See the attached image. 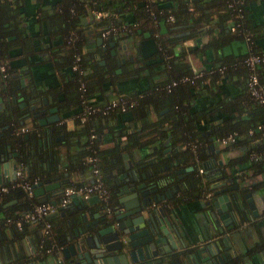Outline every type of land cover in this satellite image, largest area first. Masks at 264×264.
Masks as SVG:
<instances>
[{
    "label": "trees",
    "instance_id": "obj_1",
    "mask_svg": "<svg viewBox=\"0 0 264 264\" xmlns=\"http://www.w3.org/2000/svg\"><path fill=\"white\" fill-rule=\"evenodd\" d=\"M229 1L231 0H50L36 9L33 23L37 25L38 28H35L39 33L27 35L24 33L25 25L22 24L24 16L21 7L24 0H0V64H3L5 71L9 73L5 82L7 84H2L0 91L3 90L7 95L12 110L17 109V113H22V109L17 107V93L20 91L19 95L26 98L31 95L24 92L13 76L14 69L20 65H12L7 58L16 49L26 54L33 52L46 35L50 38L49 46L52 50L49 51V57L58 74V83L38 86L32 92L51 98L60 116L58 123H51V127L63 135V140L54 142L51 148L49 170L40 168V160L31 158L30 150L33 144L39 136H43L46 129L34 118L29 130H19L20 126L26 125L24 122L19 123L16 118H13L15 123L4 129L0 128V151H3L4 145L16 147L17 161L22 164L24 172L22 179L29 182L34 179L48 181L50 177L53 178L57 158L61 154L60 145L64 147V168L68 172L83 173L89 170L90 164L86 157L95 156V165L109 191V199L113 198V182L105 176L106 169L119 166L122 152L132 147L146 148L147 160L144 161V168H149L153 176H167L171 181H178L174 173L177 165L188 166L194 163L195 157L199 160L205 159L209 142L216 144L220 142V138L230 136L232 140L220 142V148L238 149V162H249L254 171L261 170L264 161V137L256 130L251 133L248 131L254 129L256 124L264 122V106L247 88L248 68L243 62L246 54L257 50L250 46L248 52L240 59L223 56L217 58L213 64L196 69L186 60L188 53L201 55L206 48H219L236 37L248 35L250 41L252 36L247 32L250 26L245 20V0H241L235 8L228 6ZM123 9H130L140 24L137 26L136 21H120L118 13ZM92 10H100L104 14L95 18ZM212 14H215L217 22L224 24L225 20H230L226 30H220V34L210 38L200 47L184 45L186 38L196 37L199 26L209 25ZM168 16L172 19L169 20ZM121 24L125 25L123 31H110L107 37L115 42L125 43L124 41L131 37H141L145 30L148 31L155 41L150 53L153 61L147 63L135 49L123 62L120 61L119 67L116 63L118 57L108 53V56H103L104 64L89 63L82 52L86 41L92 36V33L86 31L90 28L101 31ZM232 25L233 30L230 29ZM53 38L58 39L55 47L51 44ZM74 61L77 68L71 69ZM261 63L256 69L259 82L264 86L260 72ZM116 67L120 68L119 73L115 71ZM229 71L236 74V92L231 96L223 95L217 100L213 99L204 107L194 108L193 102L202 94H209L213 85L216 88L215 81L227 76ZM197 73L200 74L195 76ZM184 75L189 76L192 82L179 80ZM141 77H145L148 83L145 88L133 91L115 90V85L121 80L138 81L137 78ZM172 80L176 81L173 85L170 84ZM81 82L83 89L80 87ZM106 91L110 93L105 94ZM117 95H123L128 100L135 101V104L127 106L124 111L112 108L106 113L95 112L80 120L83 98L92 96V104L102 106ZM124 112H128L137 124L136 127L130 128V131L114 127L110 121ZM67 116L72 120L69 128L66 127L65 120H62ZM15 128L17 134L14 132ZM105 133L108 136H105ZM107 140H111L112 144L100 147ZM166 146L179 148L172 149L169 155L163 151ZM252 152L255 157L250 158ZM174 159L178 160L176 164L172 163ZM236 159L231 158V163ZM25 165L29 166L26 171ZM188 178L190 181L184 194L187 198H195L199 195L201 183L193 172H189ZM13 182L14 179L0 183V186L7 187L6 191L0 192V245L8 241H19L25 234L27 224L37 222L30 231L32 244L36 252L46 255L49 252L46 251L47 247L51 246L53 250L62 242L66 229L60 219L68 208H57L47 216L24 220L21 218L23 212L31 209L37 202V197L33 194L26 195L19 186L13 185ZM81 182L65 176L61 187ZM59 194L60 192H56L53 197L57 198ZM10 199H14V202L2 206ZM19 218L21 225L17 228L14 221ZM44 220H48L50 224L45 233L42 231ZM16 254L20 262L28 260L27 255L21 252Z\"/></svg>",
    "mask_w": 264,
    "mask_h": 264
},
{
    "label": "water",
    "instance_id": "obj_2",
    "mask_svg": "<svg viewBox=\"0 0 264 264\" xmlns=\"http://www.w3.org/2000/svg\"><path fill=\"white\" fill-rule=\"evenodd\" d=\"M86 33L95 34L94 41L85 43L86 52H92L95 45L105 48L104 41L111 47V54L115 53L116 48L123 50L127 46L125 43L115 44L110 37L103 40L99 31L93 32L88 29ZM128 49H130L129 46ZM128 52L126 50L118 57L116 63L123 62ZM102 63L103 60L100 61V64ZM119 70L117 68L116 72ZM23 104L24 101H20L19 105ZM34 107V104L29 105L32 110L30 115L35 117L37 111ZM55 109L54 107L48 108L50 115H45V111L39 113L43 115L38 118V122L45 124L57 120L59 117ZM42 140L39 138L38 144ZM207 148L211 150L213 143L209 142ZM5 149L4 145L3 150ZM214 151L218 152V149ZM121 157L120 172L114 177L116 200L110 212H102L99 215L98 211H95L94 218L88 220V206L98 203V196L93 194L85 200L77 195L71 196L72 204L78 208L84 205L86 209L78 214L75 220L78 222L76 226L65 231L61 242L63 258L61 261L55 259V264H185V262L189 263L188 254H182L186 249L191 250L190 255L193 258L202 262L208 254L212 255L213 250L218 248L219 237L225 238L227 234L225 230L231 229L230 232L238 237L237 226L249 217V211L255 214L250 191L246 190L247 183L240 179L233 185H226L229 180L227 175L229 174L232 179L236 180L238 173L234 165L221 166V160L215 159L214 156L201 163L205 169L209 168L210 163L220 165L213 173L205 175L214 177L210 178L212 196L206 201L198 202L199 205L190 208L188 214L178 212L176 208L166 209L157 204L158 200H164L166 196L165 193H158L157 189L166 186L171 181L169 177L153 176L149 168L142 169L144 162L139 160V163H133L126 160V152H122ZM2 158L3 156L0 160ZM177 161L174 159L172 163L176 164ZM15 167L16 165L12 164L11 171ZM190 168L189 166L179 167L174 172L180 174ZM7 172L5 163H0V174L6 175ZM54 178V181L38 180L32 183V192L37 197V202L48 199L46 192L51 194L60 192L62 187L57 181L58 175ZM49 200L54 202L55 198ZM12 202L14 199L4 202L2 206ZM190 202L192 201L186 203ZM196 224L201 226L200 231ZM195 230L200 240H205L198 247L190 245L193 241L192 237L195 236ZM7 248L8 245H0L2 254V257L0 254V264L16 262H19L17 264H35L29 260L20 262L17 254L12 252L8 254Z\"/></svg>",
    "mask_w": 264,
    "mask_h": 264
},
{
    "label": "crops",
    "instance_id": "obj_3",
    "mask_svg": "<svg viewBox=\"0 0 264 264\" xmlns=\"http://www.w3.org/2000/svg\"><path fill=\"white\" fill-rule=\"evenodd\" d=\"M50 0H43L37 1V0H24L22 13L24 16V19L22 20V24L25 25V31L27 35L29 33H39L36 28L37 25H35L34 19H35V12L38 7L41 5H44L45 3H48ZM171 4V3H169ZM168 4V5H169ZM166 5V3H164ZM245 20L249 24L250 28H247V32L250 33V36L252 38L250 41L248 39H245V37H236L225 43L219 48H213L209 47L204 50L201 55H195L193 53L186 54V60L189 62L190 66L193 69L208 66L210 64H213L216 62L217 58L223 57V56H231V57H242L245 53L248 52L250 49V46H252L253 49L257 50V52L262 51L264 49V0H245ZM133 13L130 9H123L120 10L118 13V18L120 21H123L125 23H133L135 22V18L133 17ZM212 20L209 23V25H201L198 27V34L196 37H189L186 38L183 41V44L186 46H196L200 47L202 44H204L207 40L210 38L220 34V30H226L227 26L230 23V20L227 19L223 23L217 22V18L215 17V14L211 15ZM140 24V22L136 21L137 26ZM36 27V28H35ZM91 29V28H90ZM93 32L94 30L91 29ZM28 31V32H27ZM97 31V30H95ZM95 35V34H94ZM42 41L40 43V46H36L34 48V51L26 54L22 53L18 49L14 50L13 53H11L10 56H8L7 61H9L12 65H22L26 69L29 70L28 75L31 76L37 83L40 85H56L58 83V74L56 70L53 68L51 63V58L49 57V51L52 50L51 46H49V39L46 35L42 37ZM52 38V37H51ZM113 40V39H112ZM45 41V42H44ZM58 39L53 38L51 44L55 47L57 44ZM125 44L131 47V49H128V53L134 51H138L137 53L140 54V56L144 59H146V62H152L151 52L154 48V38L151 33L148 31H144L139 36H133L129 40L124 41ZM120 42H115V44H119ZM150 57V58H149ZM149 58V59H147ZM260 72H261V78L264 82V60L262 61L260 65ZM235 73L232 71H229L228 75L225 77H222L220 79H217L216 82V88L211 87V92L209 94H202L201 97L197 98L193 102L194 108H201L209 104L213 99L217 100L223 95H233L237 87L234 84L235 80ZM138 81L135 80H121L119 84L115 85V90H140L142 88H145L147 86V81L145 77L137 78ZM208 83V82H207ZM110 93L109 91H106L105 94ZM4 97V96H3ZM2 106V100L0 99V107ZM153 116V115H152ZM25 121H28V119H24ZM66 127L69 128L72 125V120L70 116H67L64 118ZM114 127H120L126 129V131H130V128H134L137 126L134 119L130 117V114L128 112L120 113L118 115V118L110 120ZM24 124H27L24 122ZM105 130V128H104ZM105 132V131H103ZM105 136H108V134L105 133ZM111 140H107L103 142L100 147H105L111 145ZM220 146V142H216L215 145ZM217 145V146H218ZM218 146V147H219ZM179 147L174 146H166L164 147L163 151L167 152L166 154H171V150H177ZM60 155L57 158V161L61 164V167L64 168V147H60ZM127 153L126 160H130V162L133 163H139V160L144 162L147 160L146 157V148L144 147H132L128 151H123ZM225 155L233 158H238L240 156V152L238 149L233 147H227L225 150ZM209 156V155H207ZM223 156V155H222ZM216 158H219V155L215 154ZM223 158V157H222ZM235 167V171H237V177L238 179H242L245 181L247 186V191H250L252 202L254 204V212L255 214H251L249 211V214L242 223H240L238 227V242L240 243V250H243L247 247H249L253 242L256 240H262L264 241V161L262 164V168L259 171H254L251 168V165L249 162L241 161L238 162L236 159L235 162L232 163ZM62 168V169H63ZM144 167L142 166V169ZM209 172L212 170H215V165L210 163V166L208 168ZM234 170V169H233ZM89 170H86L85 172L81 173L78 171H72L67 172L65 175L70 180L75 181H86L89 176ZM212 173V172H211ZM234 174V173H233ZM233 174L231 176H233ZM64 176V175H63ZM12 178V172L11 170L4 175L3 173L0 174V180L6 181L11 180ZM62 181V180H61ZM61 186V184H60ZM46 195H48V198H53L52 194L50 192H46ZM192 201L190 203H186ZM198 204L197 201L194 200H187L185 203H181L180 206H173V208H176V210L179 212H182L183 214H188L191 210L190 208L196 207ZM61 217V216H60ZM62 222H65V217L60 219ZM59 220V221H60ZM58 222V221H57ZM37 222H30L27 224L25 234L22 239L16 242H6L4 245H8V254L10 252L16 254L23 253L25 255H28V260L34 262L35 264H55L56 260L55 257H53V254L47 253L46 255L43 253H38L35 251L33 244H32V237L30 231H32L33 227L36 226ZM191 223V222H189ZM236 226V225H235ZM196 227H201L199 224H196ZM7 229H5V232ZM196 230L194 231V235H196ZM3 239V238H1ZM3 245V244H1ZM258 248V247H257ZM1 254V253H0ZM249 254V261L250 264H259L264 262V255L262 250L258 251H251L248 252ZM2 257V254H1ZM27 261V260H26ZM19 262H16L14 264H17ZM13 264V263H12Z\"/></svg>",
    "mask_w": 264,
    "mask_h": 264
},
{
    "label": "flooded vegetation",
    "instance_id": "obj_4",
    "mask_svg": "<svg viewBox=\"0 0 264 264\" xmlns=\"http://www.w3.org/2000/svg\"><path fill=\"white\" fill-rule=\"evenodd\" d=\"M94 39H95V35H94V33H92V36H90V38L88 39V41H86V43L92 42V41H94ZM103 40H105V39L103 38ZM104 43L106 46L105 48H102V46H100V45L99 46L95 45V47H94L95 49L92 52L91 51L86 52L85 51L86 48L85 47L83 48L82 52L84 53V57L86 55H89L88 58H86L89 63L96 62V64H100V61L103 60L102 64H104L105 61L103 59V56L105 54L108 53L111 56L115 55L116 57H120L121 55H123L125 53L126 50H128L127 46L123 50L121 48H116L115 53L111 54V52H110L111 47L106 45L105 41H104ZM108 54H107V56H108ZM119 65H120V63L117 66L119 67ZM118 67L115 68V71ZM14 70L15 71L13 72V76L18 80V82H19L21 88L24 90V92H26L27 95L30 94L31 96L26 98L22 95H19L20 91L17 93V99H16L17 107L20 110L22 109V113H17L16 112L17 109L15 111L12 110V106L8 103V101H7L8 97H7V95H5V92H3V90L0 91V99L2 100V106L0 107V128L4 129V128L8 127L9 125H11L12 123H15L13 118H16L19 123L26 122L27 124H25L26 125L25 129L29 130V128L31 126L32 118H34L38 122V118L42 117V115H43V114H39V113H42L43 111H45L44 112L45 115H50L51 112H48V108H52V107L56 108V106L53 104V101L48 96H46V95H35V93L32 92V91H35L36 88H38V86L41 87V85L39 83H37L31 76L28 75V72H29L28 69H26L25 67L20 65ZM119 72H120V70L118 71V73ZM8 78H9L8 72H6L5 70L3 72L0 71V89H1V85L4 84ZM6 84L7 83H5L4 85H6ZM44 97H45V101H43ZM20 101H24V104L22 106L19 105ZM30 104L35 105L34 108L37 111V116H35V117L30 115V113L32 111L29 108ZM55 112L57 113L56 109H55ZM58 117L60 118L59 115H58ZM59 118L55 121L47 122L45 124H40L38 122V124L44 126V128L46 127V129L44 131L43 136L41 135L37 138V141L33 144V147L30 150V152L32 154L31 158H34L35 160H40V161H38V166H40V168H43L45 170L50 169L48 164H49V159H50L51 155L49 153H51V148H53L54 142L58 143L61 140H63L62 139L63 138L62 132H60L58 130H53V128L51 127V123H58L57 121L59 120ZM24 119H28V121H25ZM62 120H64V119H62ZM62 120H60V121H62ZM49 127H51L52 129ZM14 132L17 134L16 128H15ZM1 134H2V132H1ZM39 138L43 139L40 144H38ZM217 145H215V143H214L213 148L211 150H208V148H207V155H209V156H207L205 159L199 160L198 157H195V159H197V161L194 159V163L188 165L189 167H191L190 169L183 171L180 174L174 172L176 174V178L178 179V181L173 180V181H170L168 184H166V186H164V187H158L157 192L160 194L165 193L166 196L164 197V200H162V199L158 200L157 204L165 207L166 209H170V207L172 209L173 206H175V207L180 206L181 203L184 204L185 201H187V200H197V202H199V203L201 202V200H204V201L208 200L212 196V189H211L212 187H210V183H211L210 178H212L213 176L212 177H206L205 175L210 174L211 172L213 173L215 170H212L209 172L208 169H205L203 166H201L202 161L206 160L207 158H210L211 156L215 157V154H216V155L220 156L219 158L215 157V159L221 160V164H222L221 166L233 165L230 161L231 158H233V157H229L228 155L226 156L225 150L221 149L220 146L218 145L219 146L218 147ZM60 147H61V145L59 146V148ZM214 149H218V152H215ZM16 153H17L16 147H13V146H8L2 152L0 151V158L3 156L2 160H0V163H3V164L5 163V168H7L9 171L11 170V165L12 164L16 165L18 162ZM4 155H7V156H4ZM121 162H122V157H121L120 164H121ZM27 165H25V171H26V167H29ZM199 166L202 168L201 170H198ZM179 167H187V166L177 165L174 168V170L179 168ZM218 167H220V165H218L216 163L215 169ZM62 168L63 167H61V164L58 162L57 168L53 174V178L50 177L48 179V181H54L55 175H58L57 181L59 182V185L61 183H63V179H64V177L68 171H66L65 168H63V169ZM11 172H12V178H13V170ZM119 172H120V165L115 166V167H108L106 169L105 176L113 182V189H112L113 190V198L109 199V191H108L105 183L102 180V185L105 188L104 189V195L98 197V199H99L98 203H96L92 206H88V210H89L88 220H92L94 218L93 213L95 211H98L99 215L102 212H110V209L115 204V200H116V195H115L116 189H115L114 177H116ZM189 172H193V175L198 177V180L201 183L199 195L195 198H187L186 194H184V191H185V189L188 186V183L190 181L188 178ZM178 174L180 176H178ZM227 176H228L229 180L227 181L226 185H233L236 181L239 180L238 177L236 180H234L230 177L229 174ZM1 182H2V180H0V183ZM172 184L174 185L173 187L170 186ZM54 194H56V192H53L52 196H54ZM64 207L68 208V210L66 211V213H64L65 215L63 216V218L65 217V222H62V225L66 230H69L70 228L76 226V224L78 222L75 220H76L78 214L80 212H82L84 209H86V207H84V205H82L80 208H78L76 205L71 204L70 202L67 203ZM234 227H236V226L234 225ZM230 230L231 229L225 230L227 234H226L225 238L219 237L218 240H219L220 245L218 246V248L216 250H213L212 255L208 254L207 257L202 262L193 258L190 255L191 250L186 249L184 251V253H182V254L183 255L188 254L189 263L185 262V264H250L249 261L247 260V259H249L248 252H251V251L255 252L258 250H262L263 255H264V241L258 239L255 242H253L249 247H247L243 250H240V248H239L240 243L238 242L237 236L232 234L230 232ZM192 240H191L192 244H190V245H193V246L195 245V247L202 245V243L205 241L203 239L200 240L198 234L193 236ZM61 248H62V243L58 246L56 245V247H54V249L50 250L48 253L53 254V257H55L56 260L61 261L63 258V252H62ZM259 264H264V262L263 263L261 262Z\"/></svg>",
    "mask_w": 264,
    "mask_h": 264
},
{
    "label": "built area",
    "instance_id": "obj_5",
    "mask_svg": "<svg viewBox=\"0 0 264 264\" xmlns=\"http://www.w3.org/2000/svg\"><path fill=\"white\" fill-rule=\"evenodd\" d=\"M242 1L241 0H231L228 2V6H233L235 8L236 4H240ZM239 10V8H238ZM104 12L100 10H92V15L95 18L100 17L103 15ZM168 19L171 20L172 17L168 16ZM117 29H120L123 31L125 29V25L121 24L119 26H114L110 28L103 29L99 31V35L102 38H106L108 33L110 31H116ZM230 29L233 30L234 26H230ZM249 36L245 35V39H248ZM68 40L69 37H67ZM78 59V57H76ZM264 60V49L260 52H249L243 57V62L247 65L248 68V76H247V81L246 85L247 88L252 96H254L258 102L264 106V86L260 84L259 79H258V74H257V65ZM77 68V63L74 61V63L71 66V69H76ZM4 65L0 64V71L3 72ZM200 73L195 74L199 75ZM179 80L185 81L189 80L192 82V79L189 76H182ZM176 81L172 80L170 82L171 85L175 84ZM81 89H83V83H80ZM93 97L88 96L82 99V102L84 103L82 111L80 113V120L82 121L86 116L91 115L92 113L95 112H101V113H106L109 109L112 108H118L120 111H124L127 109V106H132L135 104V101L128 100L126 97L123 95H117L116 97L111 98L108 102L103 104L102 106L97 105V104H92ZM19 130L24 131L25 126H20ZM253 130H256L259 132V134L264 137V122L258 123L255 125L254 129H249V133H251ZM90 136H93V134H90ZM228 140H232L230 136L220 138L221 143H225ZM250 158L255 157V153H251ZM95 156H87L86 161L90 164L89 168V178L86 181H83L79 184L77 183H70L68 185H65L61 188L59 196L55 199L54 202L49 201H41V202H36L32 205L31 209L28 211L23 212L22 217L24 220H34L41 218L43 216H47L50 213L54 212L57 208L64 207L67 203L71 201V196L77 195L81 199L85 200L87 199L90 195H97L98 197L104 195V187L102 185V180L99 175V170L98 167L95 165ZM197 161V159H195ZM202 168L199 166L198 170H201ZM24 172L22 170V164L20 162H17L16 167L13 170V178L14 182L13 185L19 186L28 196H31L33 194L32 192V183L36 182L34 179L32 182H29L27 180H23ZM7 190L6 186H0V192H4ZM15 225L17 228L20 227L21 225V219H17L14 221ZM49 222L48 220H44L43 222V228L42 231L45 233L49 230ZM51 246L46 248V251H50Z\"/></svg>",
    "mask_w": 264,
    "mask_h": 264
}]
</instances>
